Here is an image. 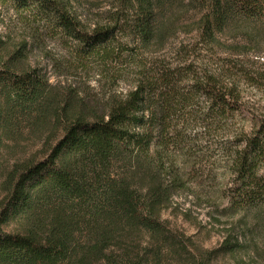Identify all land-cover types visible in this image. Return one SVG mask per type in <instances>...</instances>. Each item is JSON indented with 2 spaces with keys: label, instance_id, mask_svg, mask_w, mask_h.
Here are the masks:
<instances>
[{
  "label": "trees",
  "instance_id": "obj_1",
  "mask_svg": "<svg viewBox=\"0 0 264 264\" xmlns=\"http://www.w3.org/2000/svg\"><path fill=\"white\" fill-rule=\"evenodd\" d=\"M175 1H122L109 26L87 31L57 0H0L76 62L109 63L103 111L70 96L49 115L47 79L18 69L24 48L5 54L0 34V136L29 118L60 126L2 201L0 264H210L170 219L188 217L179 194L224 190L223 211H263L264 113L243 101L246 70L218 50L229 24L264 23V0H179L186 21L159 18Z\"/></svg>",
  "mask_w": 264,
  "mask_h": 264
},
{
  "label": "rangeland",
  "instance_id": "obj_2",
  "mask_svg": "<svg viewBox=\"0 0 264 264\" xmlns=\"http://www.w3.org/2000/svg\"><path fill=\"white\" fill-rule=\"evenodd\" d=\"M57 1L89 31L109 26L125 0ZM178 2L161 10L158 17L182 15L186 21L189 15L183 12L184 8H180ZM30 24L11 10L3 9L0 13V34L6 42L5 54L24 48L27 57L16 67L24 72L38 70L51 86L52 110L48 108L47 113L52 115L55 109H62L70 96L81 97L90 107L103 111L109 101V63L76 62L60 37L41 29L34 30ZM246 26L248 32L236 23L229 24L220 36L223 45L218 51L241 66L240 70L243 67L244 73L252 78H247L242 71L236 76L241 81L243 101L256 114H263L264 23ZM68 106L70 110L81 109L75 103ZM59 127V124L32 118L19 125L11 122L5 127L4 135L0 136V206L18 173L25 166L46 158L51 143L60 134ZM223 191L188 190L179 194L176 207L179 212L187 211L188 217L175 213L170 217L171 221L190 238L199 252L210 253V264H264V207L258 213L232 215L223 211L227 206V201L222 198ZM24 228L23 224L12 223L6 230L23 232ZM225 244L232 246V251L226 250ZM186 261L173 264H187Z\"/></svg>",
  "mask_w": 264,
  "mask_h": 264
}]
</instances>
